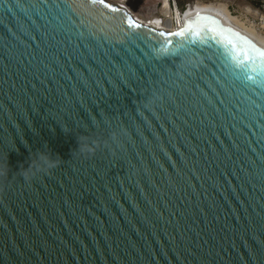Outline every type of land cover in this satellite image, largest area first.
Masks as SVG:
<instances>
[{"label":"water","instance_id":"1","mask_svg":"<svg viewBox=\"0 0 264 264\" xmlns=\"http://www.w3.org/2000/svg\"><path fill=\"white\" fill-rule=\"evenodd\" d=\"M261 53L213 11L0 0V264H264Z\"/></svg>","mask_w":264,"mask_h":264},{"label":"built area","instance_id":"2","mask_svg":"<svg viewBox=\"0 0 264 264\" xmlns=\"http://www.w3.org/2000/svg\"><path fill=\"white\" fill-rule=\"evenodd\" d=\"M124 9L135 20L136 17L146 20L138 21L144 25L161 27L164 31H172L182 24V17L189 6L197 0H185L182 6L178 0H104ZM199 2L225 5L229 13L240 17L258 33L264 35V0H199Z\"/></svg>","mask_w":264,"mask_h":264},{"label":"clouds","instance_id":"3","mask_svg":"<svg viewBox=\"0 0 264 264\" xmlns=\"http://www.w3.org/2000/svg\"><path fill=\"white\" fill-rule=\"evenodd\" d=\"M99 140L92 139L89 136H81L78 138V150L85 156H90L100 148ZM58 166V161L52 159L50 154L37 152L30 161V168L25 170V179L33 178L36 174L48 173Z\"/></svg>","mask_w":264,"mask_h":264},{"label":"bare ground","instance_id":"4","mask_svg":"<svg viewBox=\"0 0 264 264\" xmlns=\"http://www.w3.org/2000/svg\"><path fill=\"white\" fill-rule=\"evenodd\" d=\"M196 10H208L213 11L218 14L229 26L237 29L238 31L244 33L248 37H250L257 44L264 47V35L258 33L252 26L247 24L240 17H235L229 13V11L225 8L224 5H214V4H199L193 3L189 6L186 14L191 13ZM138 21L146 22V20L136 17ZM161 28V27H159ZM164 29V27L162 28ZM258 33V34H256ZM260 34V35H259Z\"/></svg>","mask_w":264,"mask_h":264},{"label":"crops","instance_id":"5","mask_svg":"<svg viewBox=\"0 0 264 264\" xmlns=\"http://www.w3.org/2000/svg\"><path fill=\"white\" fill-rule=\"evenodd\" d=\"M184 1L185 0H178V5L179 6H182L183 5V3H184ZM197 3H199V4H201L200 2H199V0H197ZM225 6V5H224ZM225 8H226V6H225ZM227 9V8H226ZM228 10V9H227Z\"/></svg>","mask_w":264,"mask_h":264},{"label":"snow or ice","instance_id":"6","mask_svg":"<svg viewBox=\"0 0 264 264\" xmlns=\"http://www.w3.org/2000/svg\"><path fill=\"white\" fill-rule=\"evenodd\" d=\"M183 33L181 32V33H176V35H182ZM160 35L161 36H164V35H166L165 33H160ZM261 55H264V53H261ZM245 56H247V53H245Z\"/></svg>","mask_w":264,"mask_h":264},{"label":"rangeland","instance_id":"7","mask_svg":"<svg viewBox=\"0 0 264 264\" xmlns=\"http://www.w3.org/2000/svg\"><path fill=\"white\" fill-rule=\"evenodd\" d=\"M202 4H207V3H202ZM155 28H158V29H162V28H159L158 26H156ZM256 34H258V33H256ZM260 35V34H259ZM263 36V35H262Z\"/></svg>","mask_w":264,"mask_h":264}]
</instances>
